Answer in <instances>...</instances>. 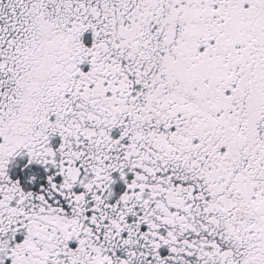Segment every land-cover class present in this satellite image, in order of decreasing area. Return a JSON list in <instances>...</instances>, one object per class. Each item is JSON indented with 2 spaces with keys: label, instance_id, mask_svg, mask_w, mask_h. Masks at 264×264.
<instances>
[{
  "label": "snow or ice",
  "instance_id": "obj_1",
  "mask_svg": "<svg viewBox=\"0 0 264 264\" xmlns=\"http://www.w3.org/2000/svg\"><path fill=\"white\" fill-rule=\"evenodd\" d=\"M0 264H264V0H0Z\"/></svg>",
  "mask_w": 264,
  "mask_h": 264
}]
</instances>
